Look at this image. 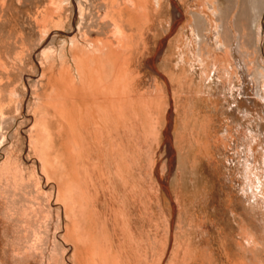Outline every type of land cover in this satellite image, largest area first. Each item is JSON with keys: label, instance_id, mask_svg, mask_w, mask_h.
Segmentation results:
<instances>
[{"label": "bare ground", "instance_id": "1", "mask_svg": "<svg viewBox=\"0 0 264 264\" xmlns=\"http://www.w3.org/2000/svg\"><path fill=\"white\" fill-rule=\"evenodd\" d=\"M48 1L50 7L46 5L42 22H37L41 41L31 43L36 46L33 53L38 51L40 56L39 72L18 74L20 82L30 78L31 86L19 100L9 92L11 87L6 90V84H0V264H143L140 257L147 248L143 225L136 215L138 225L133 226L137 207L132 212L129 205L136 164L130 140L137 137L141 145L152 141L157 153L162 134L171 135L173 147H168L178 159L179 171L169 189L165 183L171 160L162 171L163 189L176 209L171 205L163 226L166 248L173 249L169 257L159 255L156 264H264V227L259 218L264 204L259 174H264L260 160L264 156V55L259 50L264 53V0H241L246 9L248 5V17L235 14L242 18L234 16L223 26L205 12H183L178 3L181 13L175 12L176 0H104L100 11L93 0L88 5L96 9L93 17L84 4L87 0L73 2L74 12L71 0ZM163 10L173 13L166 31L156 35L151 27L155 17L164 20ZM25 43L28 50L30 43ZM18 54L22 70L32 55L23 49ZM143 63L148 68L153 65L154 79L146 82V89L140 72ZM10 95L19 100L16 109L31 98L24 139L22 130L9 131L11 116L18 112L13 107L15 112L9 115ZM23 145L36 156L31 165L23 162ZM194 149L192 159L204 163L216 178L212 195L197 192L200 199L227 200L228 207L219 210L218 218L213 213L215 222L185 217L180 185L184 173L193 170ZM40 176L56 180L52 190L59 210L54 224L49 222L51 203L42 217L37 208L44 185ZM37 218L43 219L41 224H36ZM219 222L224 224L221 232ZM61 232L63 240L57 241L56 233Z\"/></svg>", "mask_w": 264, "mask_h": 264}, {"label": "rangeland", "instance_id": "2", "mask_svg": "<svg viewBox=\"0 0 264 264\" xmlns=\"http://www.w3.org/2000/svg\"><path fill=\"white\" fill-rule=\"evenodd\" d=\"M47 1L48 0H0V44H1L0 47L2 49V50H0V53L2 52V55L0 54V57H1L0 65H3V68H4L3 69L2 66H0V70H1L0 72H2V73H0V77H1L0 78V84H1V86L3 85L2 87H4V84H6V87H4V88H6V90H8V88L11 87L9 92L12 93L11 95H14L15 93L16 94L18 93V95L15 94L14 96H16V97L19 96V100L21 99V95H23V93L26 90H28V88L31 86V85L30 86H28V85L29 84H32L33 81L32 80L30 81V78H27V79L24 78L20 82V80L18 79V77H19L18 74H22L23 73V74L29 75V76L31 74L32 75H36V73H38L39 72V69H40L39 68L40 56H38V53H37L38 51H36L35 53H33L34 50H32V49H35L36 46H34V45L35 44L37 45L41 41L40 37L37 35V33H38V23L40 24L42 22L41 21V12L46 9V5H48V8L50 7L49 6L50 4H48L49 1L48 2ZM78 1L79 0H71V2H72L71 3L72 4L71 6H73V4H74L73 2H78ZM94 1H96L95 4L98 6V10L100 11V9L103 7V1L104 0H94ZM170 1H173V0H170ZM176 1L177 2H174V3H176V4L178 3V4H181L183 6V7L181 6L182 9L184 10V11L182 10L183 12H186L188 14H189V12L190 13H198V14H203L205 12L204 13L205 15H209V18H212L213 20L217 21V23L218 22L221 23V26L224 25V23H225L224 21L229 22L235 16V14L236 15L237 14H240L241 15V13H242L243 16H246L247 15L246 13H248V12L250 13L249 8H248V5H247V9L248 10H247L246 9V5H244V3L242 4V2H244V1L247 2V0H243L242 2H240L241 0H238V1L237 0H197L196 2H189L188 0H183V1L182 0H179V1L176 0ZM184 1H186V2H184ZM187 2H188V4H186ZM89 3H93V0H87L86 3H84V4L88 6ZM237 3L240 5V8L237 7ZM178 4L176 5V7H178V8L175 9V12L181 13V8L179 9ZM3 5H4V8L2 9L1 6H3ZM43 7H45V8H43ZM88 7H89V11H90L89 16L93 17V15H95L94 13L96 12V9L93 8V7H90V6H88ZM209 7H211V9H209ZM235 7H237V8H235ZM171 8H172V6H171ZM234 8H235V11H234ZM240 9H241V11H240ZM1 10H2V12H1ZM72 10L74 12V6H73V9ZM209 10L212 11V12H216V15H215L216 17L215 16H212V12H210ZM191 11H193V12H191ZM238 11H239V13H238ZM163 12H164V14H163L164 20H163V17H162V13ZM163 12H160L158 16L162 17L161 19L163 21H165L164 22L165 24L162 22L161 19H159L157 21L158 18L155 17L154 18V21H153V25L151 27V31L153 30L152 33H154L155 32V29H156V32H155L156 35L163 34V32L166 31L167 19L173 13V11H169V14H170L169 15L166 10H163ZM100 13H104V12H100ZM198 14H197V17H196V21L198 19H200V17H199L200 15H198ZM222 16L223 17L224 16L225 17L227 16L225 18L226 20H224V18H221ZM76 17H77V15L75 14V17H74V20H73V25L75 27H76V25H75V23H76ZM217 17H218V20H216ZM235 17L242 18V16H239V15L238 16H235ZM247 17L248 16L243 17V18H247ZM234 18L231 21H234L235 20ZM238 18H237V20H238ZM227 20H229V21H227ZM197 22H199V20ZM197 25H198V23H197ZM200 25L203 26L201 22H199L198 27H200ZM52 28H53L52 25H49L48 26V29L49 30H51ZM200 30H201V27H200ZM52 36H54V34L51 35V37ZM174 36H175V33L173 32L172 34H170L169 39L173 38ZM152 40L153 39L150 38V41L149 42L150 43H154V41H152ZM26 41H29V43H30L29 45L27 44L28 47L26 46V48H28V50H26L24 48L25 46L22 45V43L23 42L25 43ZM31 43H33L34 45L33 44L31 45ZM149 44H147V47H148ZM150 45L152 46V44H150ZM150 45H149V47H150ZM29 46H30V49H29ZM149 47H148V49H149V51H151L152 47L151 48H149ZM4 48L6 49V52L4 51L5 50ZM21 49H23L24 50V53H26L27 55H29L28 53H31L30 55L33 56V57L30 56L31 58H29V61H28V57L29 56H27V61L28 62H26V63L28 65L26 64V67L23 68L24 71H23V69L21 70V67L18 68L19 58H17V56L19 57V54L18 53H19V50H21ZM259 50L261 51V54L264 55L263 48H260L259 47ZM27 51H28V53H27ZM3 54H4V56H3ZM160 56H162V54H160ZM17 59H18V61H17ZM5 60L7 61V63H6ZM257 60H258V58H257ZM29 62H31V63H29ZM12 67H15V68H12ZM152 67H153V65L151 63H149V68H148L147 64H145V63H143L142 65H140V72H141V75H142V78H143V83H144L143 84V88L145 87L144 89L147 88L146 85L148 86L149 83L153 82L154 75L152 74V70L150 69ZM4 72L7 73V78H6V74H4ZM1 74L3 76H1ZM11 79L13 80L12 82H10ZM18 82H20V83H18ZM11 95H10V100H9V103H8V105H9V112H10L9 115L10 116L12 114H14V112H15L14 109H16V107L19 106V104L17 103V102H19V100L17 98H15V97L13 98V96H11ZM28 100H30V101H28ZM28 100H27L26 104L23 106L22 109H18L17 108L16 110L18 112H16L14 115L11 116V117H13V120H12V122H9V123H11L12 126H10V124L8 123L9 124V127L11 128L9 130L10 133H12L15 129L17 131L18 130L19 131L22 130L21 131V136H23V139H24V134H26L25 131L27 130V123H26V121L28 119L27 118V115L30 116V112H31V111H28L29 110L28 108H30V106H31V98L30 99L28 98ZM13 107H15V108L13 109ZM10 109H12V110L10 111ZM19 111H20V113H19ZM27 111H28V114H27ZM11 112H13V113H11ZM23 126H25V127H23ZM160 138H161V140H160V148L157 150V153H156L155 146L152 148V146L154 145V144H152L153 143L152 141H147L146 144L141 145L140 144V139L138 140L137 137H132L131 136V139L132 140H130V148L131 149L130 148L129 149L131 151V154H132V156H133L136 164H135V167H133V169L131 171V178H130L131 179L130 180L131 183H130V187L132 189L131 190L132 193L130 195L132 197L130 196L131 201L129 202V205H130L131 209L137 207L135 209L138 210V211L135 210V212H134V209H132V212L137 213V214H133V216L135 215L134 216V220H133L135 223L132 221L133 222L132 223L133 226H135V224L138 225V223H137L138 219L136 220V217L137 216L141 218L140 219L141 221L139 222V224L141 223L143 225L142 226V228H143V232H142L143 233V235H142L143 237L142 238L144 239L145 246L147 247L146 248L147 256H146V253H145L144 255H142L140 257L141 260H142V262H143V264H156V261H157V258L159 257V255H161L162 253H166V256L169 257V255H170V253H171V251L173 249L172 248L171 251H170L169 246H168V248H166V240H165V235H164V230H163L164 227L163 226L165 225V220L168 217V213H169L170 209L173 206H174V211H175V209H176V207H175L176 205L175 204L176 203L174 201H170L171 200L170 198L168 199V196L166 195V192L163 189V186H162V175H163V173H162V171L164 172L167 169V167H168V161L171 160L172 161L171 172H170L168 181L166 180V183H165L166 186H167V182H168V185H169L168 186V189H169V187L170 186H173V184L175 183L176 173L179 171V163L177 162V160H178L177 157L174 156V153L172 152V150H170V147H168V145H170V144H172L171 147H173V143H172V140H171V135L170 134L167 135V138H166V136H163V134H162V137H160ZM168 138H170L171 141H169ZM169 142H171V143H169ZM150 144H152V145L150 146ZM263 148H264V146H263ZM21 151H22L21 152V155H22V158L24 160L23 162L27 163V165H31L32 162L34 161L33 158H36V156H34V154L32 152H30L25 145L22 146ZM150 151H151V154H150ZM195 152H196L195 149H194V151L191 150V155H190L191 156V160L195 161V162L192 161L190 163L192 165L193 170L189 169V171L187 170L188 172L186 171L184 173V176L182 177V182H181L182 184L180 185V187H181L180 190H182L181 191V195L183 194L182 195L183 196L182 201L186 202L185 203V206H186L185 210L187 209L185 211L186 214L185 213L184 214H185V217H187L186 219H188V218H190L191 220L193 219L192 221H194L196 218H198V219L200 218V219H203V220L205 219L208 222H215V221H218L217 218L220 216V211H222V209H225V208L228 207L227 200L226 199L225 200L224 199H221L218 196H215L214 199H211L208 196H207V198L205 197L206 199H204V200L200 199L201 196H199V195H203L204 196V194H206V193L207 194H211L212 193L211 191L214 192L213 185L216 182V178L210 173V171L206 168V166L204 165V163L198 162L197 160H195V158L192 159V157H194L195 154H196ZM154 153H156V154H154ZM171 155H172V157H171ZM263 155H264V152H263ZM153 156H154V158H153ZM151 158L154 159V161ZM29 159H31V160H29ZM260 160L261 161H264V156L261 157ZM152 162H153V164H152ZM35 166L37 168V171L39 173H42L41 172V169H40V165H39L38 162L37 163L35 162ZM132 172H134V173H132ZM192 172H194V173H192ZM145 173H146V175H145ZM157 173L159 174V176H157ZM259 174L263 177L262 181L264 182V174H263V172H261V173L259 172ZM194 176H196L197 179ZM40 177H41L40 180L42 181V183L44 185H43V188L41 189V192L39 191L40 193L38 195H37L36 189H35V194L37 195V199H38V201H41L40 202V205L37 208H38V210H41L42 211V213L40 214V217H42V214L44 215L45 214V211H46L44 209V208H46L45 206H47V209H48V205L51 203L53 205V207L51 206L52 211L50 212L51 213L50 216L52 215L53 217L52 216H51L52 218L50 217L49 222L54 224V222H55V213L57 212V210H59L58 204L57 205L55 204V203H58L56 201L57 200L56 194L52 190V188H54V185L53 184L56 182V180L54 181V179H44L42 176H40ZM192 177L194 178L193 180H192ZM243 178H245L244 177V174H243ZM151 181H152L153 185H152V183L150 184ZM200 181H202V182L200 183ZM188 183H189V185H188ZM202 183H204V184H202ZM194 185H195V188H194ZM210 185H212V186L210 187ZM197 186H198V188H196ZM152 187H154V188H152ZM119 188H120V186H118V189ZM157 188L160 189L159 192L156 191ZM202 188H203V190H202ZM122 189H124V188H121V190ZM51 191L53 192V194H52ZM48 192L50 193L49 194L50 196L48 195ZM197 192H198L199 195L197 194ZM203 192H205V193H203ZM262 192H264V185H263V188H262ZM159 194H160V196H159ZM262 195H263L262 197L264 198V194L263 193H262ZM119 197H120V195L118 194V197L117 198H119ZM160 197H161V199H160ZM48 199H50V200H48ZM154 199H155V201H154ZM190 199L192 201H190ZM199 200H200V202L198 203ZM212 200H213V202H212ZM38 201H37V203H39ZM42 201L44 203H42ZM46 202H47V204H46ZM156 202H159V203L157 204ZM201 202H203L202 205H201ZM225 202H226V204H225ZM118 203H120V201H118ZM263 203H264V199H263ZM208 204H210V205H208ZM213 204H214V206H213ZM222 204H224V205H222ZM246 204L247 203H245V205ZM133 205H135V206L133 207ZM138 205H139V207H138ZM140 205H141V207H140ZM171 205H173V206L171 207ZM40 206H44V207H40ZM146 206H148V207H146ZM211 206L213 208H211ZM246 206L248 207V205H246ZM202 207H203V211H202ZM209 207L211 208V210H210ZM214 210H215V212H214ZM251 210L254 211V208H249L250 213H252ZM163 211H166V212L164 213ZM204 211H207V213H204ZM213 213H214V215L217 218L213 215ZM255 213H256V211H255ZM162 214H163V216H162ZM199 214L200 215L205 214L206 216L204 215V217H202ZM259 214H260L259 215L260 216L259 218L261 219V222H262L260 225L262 227H264V204H263V206H261V209H260V213ZM198 215H199V217H198ZM142 216H143V218H145L144 221H142L143 220L142 219ZM194 216L196 218H193ZM208 216H209V218L210 217H212V218H210L209 220H207L208 219ZM252 217H254V215H252ZM41 220L43 221L42 218H39V219L37 218L36 224H38L39 222H42ZM52 221H54V222H52ZM39 224H41V223H39ZM144 227H146V228H144ZM219 227H220L219 230L221 232L223 230V228H224V224L221 223V222H219ZM145 229H147V230L145 231ZM261 231H262L261 233L264 234V228H262ZM55 232H57V231H55ZM61 233H56V240L57 239L59 241H60V239L63 240V238H62L63 232H61ZM161 234L164 235V236H162ZM217 235L218 234H216V235L214 234V237L216 236L215 238L218 239V240H220L222 237L221 236L219 237V235L218 236ZM54 257L57 258V255L55 254ZM145 258H147V259H145Z\"/></svg>", "mask_w": 264, "mask_h": 264}]
</instances>
